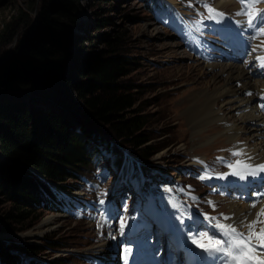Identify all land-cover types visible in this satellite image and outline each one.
<instances>
[{"label": "rangeland", "instance_id": "1", "mask_svg": "<svg viewBox=\"0 0 264 264\" xmlns=\"http://www.w3.org/2000/svg\"><path fill=\"white\" fill-rule=\"evenodd\" d=\"M102 2L105 4H101ZM231 2L234 7L238 6L240 11L239 0H231ZM62 3L64 0H0V80L5 77L12 84L11 87L6 88L0 83V101L21 102L25 109L31 107H38V111L52 109L64 116L69 123L71 133L93 139H96L95 136L106 137L105 128L88 122L72 85L61 88V92L57 95L50 90L35 94L37 88H32V83L24 78V76L28 78L34 68L20 64V57L16 53L17 42L10 41L9 36L10 33L17 31V35H20L24 29L23 31L32 34V37H36L46 29L47 25L52 28L59 23L62 28L64 27L66 35L71 38V41L63 39L61 42L60 40L67 51L75 58L94 60L106 49L108 37L122 35L124 42L122 54L135 68L125 78V82L135 87L134 92L138 98L139 108L142 114L147 116V130L154 138L150 144H155L161 149L151 159L141 161L149 167L154 166L156 177L151 182L152 186L148 181L135 182L129 178V175L125 178L120 177V172L109 161L110 151H106L101 143L98 147L100 162L90 163L79 171L80 180H66L59 183L67 188L70 195L72 194L67 198L68 203L64 204V209L68 211L65 217L50 211L45 212L40 208L37 211L39 219L30 229L20 233L0 232V235H4L1 236L0 243L3 242L12 249L14 244L40 246L42 251L30 259L34 263L53 264L55 259L67 257L71 259L72 264H85L80 254L88 253L86 251L88 247H93V244L104 234L102 243L106 247L105 252L109 254V258L112 257L113 251H107L110 249L109 241L111 240L115 243L111 249H114L115 256L117 255L113 264H120L126 249L131 246L134 247L130 249L142 246L143 241L139 245L135 242L140 236H150L151 248L161 245L165 232L163 229L160 230L162 222L157 225L155 220L156 216L163 218L161 212L164 215L169 213L170 218H176H166L167 232L171 231L170 224H172L180 230V234L185 236L215 234L220 238V233L214 231L213 221L209 219L206 221L205 217H208L207 211H210L209 217H218L210 210V207L214 206V203H217L216 206L224 205V197L222 193L218 194L216 184L209 183L212 178L202 174L201 170L206 169L204 163L209 155L220 153L225 157L232 154L231 159L236 156L230 150L231 146L224 143L229 140V135L223 129L215 128L214 131L215 125L201 127L202 137L198 140V136L191 131L196 121H190L188 112L184 111L189 94H197L202 85L220 73H215V70L204 65L205 61L216 60V55L219 54L218 48L214 46L216 44L214 39L209 43L205 42L206 39L215 37L217 28L211 25L210 19H203L201 25L200 23L192 25L191 22L184 24L182 21H185V18L182 13H178L179 17L176 20L167 18L163 14L158 15L156 20H152L143 0H76L75 4L78 8L70 14L71 17H63V12L59 13L58 6ZM263 4L264 0L257 5L262 12H264L261 9ZM45 7H47L44 18L45 27L40 28L41 11ZM193 7V11L187 8L191 11L190 14L182 8L180 10H183L187 16L201 8L197 3H194ZM240 17L242 16L237 15L233 19L234 22H228L229 27L235 28ZM153 30L158 34H155ZM195 40L201 44L200 50L193 46ZM175 44L179 45L176 50L184 54V57L176 58L167 55V51L170 50L167 45ZM225 76V73L220 75L221 79ZM71 79L74 82L80 81L74 73ZM21 81H26L29 87L24 90L18 89L16 83ZM223 101H225L224 98L219 100V102ZM234 107L235 105L233 108L229 106L222 110L230 118L229 123H234L229 113V110H233ZM69 108H72V111ZM81 119L88 124H84ZM84 132H87V135ZM222 135L226 138H220ZM112 142L114 149H121L123 146L119 140H112ZM130 149L126 150L131 151ZM133 154L136 156V152ZM194 156L201 162L193 165L194 162H191L190 158ZM0 159L12 167L20 166L13 162L11 164L3 157ZM216 160L217 158L213 157L208 162L212 165L216 163ZM156 166L168 171L171 176L174 174L175 178L165 175L163 177L156 170ZM211 167L212 172L220 170L217 165ZM153 187L164 190L165 194L154 195ZM172 191H175L174 202L170 195ZM181 194L192 201V207L200 215L201 220L170 213L172 203L176 211L177 209L182 211L180 206H176V198H179ZM0 200H2L1 197ZM101 200L104 201L103 204L100 203ZM8 207L7 203L0 204V216ZM50 216L60 217V224L56 230L45 233L38 241L17 239L34 230ZM121 219L125 221L123 234L119 231ZM182 220L184 223H180ZM132 225L136 226L138 237L130 236ZM168 235L167 233L166 237ZM59 245L63 248H58ZM13 255L18 256L19 259L23 256L20 252ZM91 262L102 264L98 258Z\"/></svg>", "mask_w": 264, "mask_h": 264}, {"label": "trees", "instance_id": "2", "mask_svg": "<svg viewBox=\"0 0 264 264\" xmlns=\"http://www.w3.org/2000/svg\"><path fill=\"white\" fill-rule=\"evenodd\" d=\"M75 2L64 0L58 6L59 13L63 12V17H71L70 14L78 8ZM46 8L41 11L40 28L44 26ZM155 9L156 6H147L149 14ZM61 26L59 23L52 28L44 26L46 29L36 37L24 29L20 35H17L18 31L10 33L9 40L17 42L20 64L34 68L33 74L24 78L32 83V88H37L35 94L50 90L57 95L65 86L72 85L88 122L105 128L106 137L100 138L107 145L110 146L109 139L119 140L124 147L134 150L142 161L151 159L161 149L150 144L154 138L147 130V116L139 108L135 87L125 82L135 68L122 54L123 36L108 37L106 49L100 56L84 60L73 57L61 43L63 39L71 41ZM72 73L80 81L74 82ZM0 83L6 88L12 86L5 77ZM16 87L24 90L29 84L21 81L16 83ZM68 124L62 114L52 109L38 111V107L25 109L21 102L0 101V157L20 165L12 167L0 159V204L9 205L0 216L1 233H20L30 229L39 219L37 211L40 208L45 212L61 211L56 193L34 172L45 180L63 183L78 180L79 171L98 161L96 141L89 136L71 133ZM114 153L115 163L120 168L123 152L119 148L114 149ZM139 170L145 174L151 172L146 166H140ZM137 172L136 167L135 175ZM41 251V247L34 244H14L12 249L1 242L0 264H25L22 258L13 254L20 252L33 258ZM53 263L70 264L71 259L60 257Z\"/></svg>", "mask_w": 264, "mask_h": 264}, {"label": "bare ground", "instance_id": "3", "mask_svg": "<svg viewBox=\"0 0 264 264\" xmlns=\"http://www.w3.org/2000/svg\"><path fill=\"white\" fill-rule=\"evenodd\" d=\"M228 2L230 1L220 0L217 1V5L228 7L230 5ZM153 31L155 34H158L157 31ZM254 37L256 38L251 40L252 44H249L250 47L247 49L246 54L248 53L250 59H253V61L256 62V65L260 70L261 80L257 81L253 79L248 71L244 70V68L250 64L248 59L243 64L229 62V64L222 65H207L209 69L215 70V73H220L214 76L212 75L213 77L199 88L197 94H189L184 108V111L188 112V119L190 121H196L191 127V131L198 136V140L202 137L201 127L204 128V126L206 127L207 125H215L213 128L214 131L215 128L223 129V131L229 135V140L224 143L231 146L230 150L233 153H242L241 155H235L237 160L231 165L235 166L237 161H240L241 164L246 163L251 166L248 169L242 167L234 169L229 167L228 171L222 175V181L228 186H232V183L237 181L254 180L260 182L261 180H264V172H260L257 175L249 174L256 169V166L264 164V114L261 111L264 102V69L262 70L259 66V62L256 60L257 55L264 56V48L258 47V45L264 41V37ZM178 46L179 45L177 44L167 45V47L170 48V50L167 51V55L176 58L184 57V54L179 53L176 50ZM253 48L257 49L256 52L252 51ZM224 73L226 76L224 79H221L220 75ZM252 73L253 72H251V74ZM257 84H260V97L257 94L249 95L252 90H255L258 87ZM221 98H224L225 101L219 102ZM233 105H235V107L233 110H229V113L230 117L234 119L233 122L235 124L231 122L229 123V121H231L230 118L222 112L223 109L225 110L229 106H232L233 108ZM69 110L72 111V108H69ZM238 121L240 122L238 123ZM220 138L226 137L222 135ZM209 141L207 142L209 143ZM221 152L223 153V151ZM234 170L240 171L245 178L241 179L239 175H232L231 173ZM262 198H264V195H262ZM228 207L229 213H227L226 216L230 219L225 220V223L232 224L235 227L241 226V229L248 232L246 225L257 220V213H260L261 209H264V201L255 208L252 207L251 203L249 205L243 203H230ZM257 223H264V214L259 216ZM59 224V216L47 217L34 230L24 234L20 238L17 237V239L20 241H38L45 233L56 230V228L59 227ZM1 236L4 235H0V238ZM180 242L181 240L179 239V247L181 246ZM99 248H101L102 255L106 256L107 254L109 257V254L105 252L106 247L103 243L99 245ZM184 257L190 262L193 261L191 258L192 253L189 251H185ZM223 259L225 260V258ZM208 260H210L209 257Z\"/></svg>", "mask_w": 264, "mask_h": 264}, {"label": "snow or ice", "instance_id": "4", "mask_svg": "<svg viewBox=\"0 0 264 264\" xmlns=\"http://www.w3.org/2000/svg\"><path fill=\"white\" fill-rule=\"evenodd\" d=\"M241 9L237 15L245 16L246 23L249 28L257 29V36H264V27H258L257 21L264 20V12H262L257 5L262 2V0H239ZM203 7L208 13L206 17L202 19L218 20L223 18L225 14L213 8L207 0H204ZM202 21H197L201 23ZM260 48H264V41L258 45ZM256 48L252 51L256 52ZM256 60L259 62V66L264 68V56L257 55ZM251 95V93H249ZM234 155H241L242 153L236 152ZM230 168L242 167L248 169L251 166L248 164H241L237 161V164L229 165ZM260 172H264V164L256 166V169L251 171L250 175H257ZM232 175H239L241 179L245 176L241 174L240 171L234 170ZM101 204L104 203L103 200L100 201ZM255 207V205H253ZM264 214V209H261L260 213H257V220L248 223L246 227L248 228L247 233H242L237 230L232 224H224L220 222V219L216 217H205L210 221H215L214 227L218 230L223 239L214 238L211 235L203 234L199 236L192 237V243L198 248L204 250L205 252L215 254L219 253L224 256L225 264H264V228H261L259 232L255 231V224L258 222L259 216ZM223 220L230 219L227 216L222 217ZM125 229V221L121 219L119 231L123 234ZM255 241V242H254ZM127 254L131 253V249H126Z\"/></svg>", "mask_w": 264, "mask_h": 264}, {"label": "water", "instance_id": "5", "mask_svg": "<svg viewBox=\"0 0 264 264\" xmlns=\"http://www.w3.org/2000/svg\"><path fill=\"white\" fill-rule=\"evenodd\" d=\"M34 174L36 175V176H38V178H40L41 180H43V181H45L52 189H53V187H54V183H52L51 181H49V180H45L43 177H41V176H39L36 172H34Z\"/></svg>", "mask_w": 264, "mask_h": 264}]
</instances>
